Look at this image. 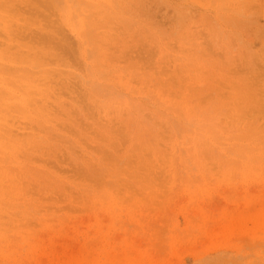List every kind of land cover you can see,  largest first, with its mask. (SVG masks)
I'll return each mask as SVG.
<instances>
[{
    "label": "rangeland",
    "instance_id": "rangeland-1",
    "mask_svg": "<svg viewBox=\"0 0 264 264\" xmlns=\"http://www.w3.org/2000/svg\"><path fill=\"white\" fill-rule=\"evenodd\" d=\"M97 4L0 0V264H264V0Z\"/></svg>",
    "mask_w": 264,
    "mask_h": 264
},
{
    "label": "bare ground",
    "instance_id": "bare-ground-1",
    "mask_svg": "<svg viewBox=\"0 0 264 264\" xmlns=\"http://www.w3.org/2000/svg\"><path fill=\"white\" fill-rule=\"evenodd\" d=\"M117 1L118 0H103V3L105 4V3L109 2L113 6L114 5L116 6L117 5ZM51 2H52L53 5H55L57 7L58 5H64L65 2H66V0H51ZM67 2H68V5H66V6L68 7L69 10H71L72 8L74 9L75 8V4H77L80 9H83L84 10L83 12H88V14H91L92 12H94V9L96 7H98V4H97L98 3V0H91L89 3H87L88 1H86V0L85 1L83 0V2H82V0H67ZM69 10H68V12H69ZM68 15H69V13H68ZM71 15H72V13H71ZM92 16H93V14L90 15L91 18H92ZM96 22L97 21L96 20H93V18L90 21V23L92 25L98 24ZM92 34H93V31L88 30V31H85L84 32V35L85 36L82 35L81 37H84V38L87 37V40L89 39V41H90Z\"/></svg>",
    "mask_w": 264,
    "mask_h": 264
}]
</instances>
